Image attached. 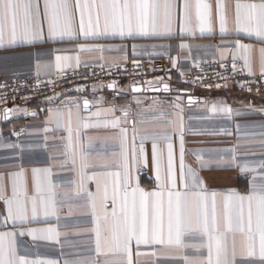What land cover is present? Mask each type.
<instances>
[{"label":"snow or ice","instance_id":"obj_1","mask_svg":"<svg viewBox=\"0 0 264 264\" xmlns=\"http://www.w3.org/2000/svg\"><path fill=\"white\" fill-rule=\"evenodd\" d=\"M235 15L232 19V27L236 34L245 33L248 38H255L264 44V0H253L249 3L235 4ZM215 21L219 24L221 34H231L228 31L229 18L227 6L222 0H216L215 11L212 5L205 0H0V47L15 46L18 42L31 43L44 39V28H47V37L55 42L65 38L99 40L110 36H119L121 39L130 38H170L175 31L180 33L179 38L191 32L195 35L213 31ZM233 47L218 48L222 61L227 53L232 60V71H236L238 53L239 59L243 60L242 70H247V75L255 76L252 70L251 45H245L236 40ZM163 47V46H161ZM179 49H190V45L180 43ZM108 51H123L120 48L108 47ZM260 79L264 81V47L260 48ZM77 52H100L103 60L105 46L102 44L80 43ZM136 46L133 45V53ZM186 58H190L186 57ZM125 59L127 56L125 55ZM173 68L178 69V58L170 57ZM74 62V64H73ZM79 55H55L54 63L37 64L38 68L46 70L54 69L63 73L70 67L79 66ZM102 66V65H101ZM224 67V63H220ZM39 72L37 75L39 76ZM183 76V72L180 73ZM157 80H160L158 77ZM53 83V81H49ZM227 87V84L224 85ZM241 88L243 84L239 85ZM109 89H116V82L107 85ZM144 91H160L158 86L149 82ZM81 91V89H77ZM119 91H125L121 89ZM133 93H139L142 88L131 86ZM163 91L170 92L168 84H163ZM249 91L251 88L249 87ZM119 94V93H117ZM52 103V99H49ZM102 104L103 102H98ZM136 105L143 101L134 99ZM200 103L189 96L187 105ZM205 106L208 112L231 120L233 116L244 115L245 112L234 111L226 102L216 101ZM92 102L83 99V109L80 102H62L61 107L48 109L49 120L46 123H54L56 128L65 130L67 135L66 155L71 154L75 164L77 150L80 149L81 168L86 167L82 153V145L79 143L81 126H102L105 128L119 129V141L123 163L120 171L108 172L111 179V191L107 181H97L95 194L87 193L92 208L93 220L96 223L95 251L99 255L106 248L109 253L123 257V264H138L133 255V244L137 249L135 255L141 253V247L156 249H174L181 254L184 264H264V175L260 182H256L255 175L249 183V190L245 194L229 192L218 194L208 193L204 183L200 179L198 171L189 166L185 167V120L184 101L182 96L177 95L175 100L168 102L171 111L164 108V102L153 100L152 106L159 109L158 119L163 128L159 131H141L137 127V121L132 120V152L133 167L137 162L136 141H140L139 160L147 166L144 159L145 142H151V164L156 180V190L145 192L135 186L129 191L130 184L135 177L129 170L127 163L126 142L128 139L130 105L116 107L111 104L108 107H97L91 112ZM73 106L75 112H73ZM67 107L66 121L65 112ZM251 112L264 115V108H255L251 103L245 106ZM9 109H5L3 116H9ZM82 112H90L84 117ZM122 113L123 123L116 115ZM35 115V113H31ZM73 118L75 119L77 141H73ZM93 121H95L93 123ZM264 127V124L261 125ZM241 126L236 125L237 132ZM47 132L48 129L46 128ZM219 134H224L219 133ZM231 134V133H227ZM264 140V132L259 133ZM163 143L165 151L160 148ZM178 144L179 169L176 168V151ZM19 148L20 145H15ZM234 153L235 149H228ZM196 163L201 168H206L212 162L205 160L203 155L195 153ZM223 160V157H220ZM237 164L241 173L255 172V167L247 163H238L236 156L230 157ZM259 168L264 169V160L258 162ZM35 177L40 169H33ZM50 174V169L42 170ZM17 177L23 173H16ZM95 179V176L87 177ZM47 180V175H46ZM84 174H81V188L83 187ZM49 183V193L52 185ZM39 185L37 191L39 192ZM19 188L14 184L12 195H7L6 186L0 183V199L5 205V222L19 221L27 223L35 221L42 213L45 217L55 214V198L49 195L27 196L23 199L18 195ZM30 213V215H29ZM37 233H47V236H38ZM27 234L35 239H54L58 233L54 228L28 229ZM15 232H0V264H57L56 261H31L24 256H19L16 251ZM20 236L25 231L19 232ZM186 238H195L196 243H188ZM58 242V241H57ZM187 248H193L198 256L195 261L183 252ZM157 255L155 251L151 253ZM83 264H89L85 261Z\"/></svg>","mask_w":264,"mask_h":264},{"label":"crops","instance_id":"obj_2","mask_svg":"<svg viewBox=\"0 0 264 264\" xmlns=\"http://www.w3.org/2000/svg\"><path fill=\"white\" fill-rule=\"evenodd\" d=\"M177 2V0H173ZM182 3V0H179ZM195 0H193V3ZM212 5L215 11L216 0H205ZM227 6L229 28L231 34L224 35L219 31V24L215 21L211 33H200L195 35L187 33L183 40L179 38L180 33L175 31L170 38H136L121 39L119 36H110L99 40H83L65 38L63 41H51L47 37V28H44V39L32 41L31 43L18 42L15 46L0 47V80L3 79H51L61 74L54 69L46 70L38 68L37 64L54 63L55 55H79V66L70 67L64 72L77 69L102 68L113 65H124L132 60L142 57H160L165 60L167 68L171 71V78L165 82L151 83L155 86L168 84L170 92H148L141 91L133 93L130 84L118 83L116 89L108 90L107 86L97 84L92 85L78 93L66 94L59 97L52 103L40 105L37 103H25L9 108V119H0V183L6 186L7 195L11 197L12 188L15 184L19 188L18 195L21 199L27 196H41L47 198L49 195L55 198V214L45 217L42 213L35 221L29 220L27 223L19 221L5 222V205L0 199V232H15L16 251L19 256H24L31 261H56L57 264H123V257L102 249L98 255L95 251V233L93 231L96 223L93 220L92 208L87 193L93 194L97 191V181H107L109 191H111V179L108 172L120 171L123 157L119 141V129L105 128L102 126H83L79 132V143L83 146L82 153L84 163L87 165L81 168L80 149L77 150L75 164L72 162L71 154L66 153V143L68 133L63 129H57L54 123H46L49 120L48 109L61 107L62 102L79 101L83 109V99L92 102L91 112H95L97 107H108L115 104L117 108L129 106L131 108L128 127V139L126 142L127 163L129 170L135 177L129 186H139L145 192L156 190V180L151 164V142H145V156L147 166L139 160L140 141H136L137 162L133 167L131 158L132 152V120L137 121V127L141 131H159L163 128L162 122L158 119L159 109L152 106L153 100L164 102V108L168 111V102L175 100L177 95L182 96L184 101L185 120V167H193L198 171L200 179L204 183V188L208 193L227 194L236 192L245 194L249 190V183L253 176L256 182H260L264 169L259 168L258 162L264 160V140L259 133L264 132V115L251 112L245 106L251 103L255 108H264V103L258 99L243 93L233 82L225 83L217 88L193 89L190 85V74L194 67L204 62L218 61L231 62V57L225 53L226 59L222 61L218 48L233 47V42L240 40L242 44L251 45L252 70L255 74H260V48L264 44L259 43L255 38H248L245 33L236 34L232 27V19L235 15V4L249 3L253 0H222ZM259 2V0H256ZM80 43L102 44L105 46L103 60L100 59V52H77V45ZM184 43L190 45L189 48L179 49L178 45ZM133 45L136 52L133 53ZM120 48L123 51H108V47ZM163 46V47H161ZM125 55L127 59H125ZM238 59L243 65V60ZM190 58H186L189 57ZM170 57L178 58V69L171 65ZM74 64V62H73ZM102 65V66H101ZM247 72V70H245ZM40 73L39 76L37 73ZM183 72V76L180 73ZM148 84H142L144 89ZM125 89V91H119ZM187 91L188 93H183ZM119 93V94H117ZM189 96L200 103L187 105ZM139 98L143 103L136 105L134 99ZM102 101L100 104L98 102ZM211 104L216 101L226 102L234 111L245 112L241 116H233L231 120L214 115L207 111L205 103ZM67 119V107L62 109ZM73 112L75 107L73 106ZM35 113V115H31ZM84 117H88L90 112H82ZM123 123V115L117 112ZM95 121H93L94 123ZM241 128L237 132L236 125ZM48 129L46 132L45 129ZM24 131L19 134V131ZM224 134H219V133ZM231 133V134H227ZM73 141H77L75 119L73 118ZM15 145H20L19 148ZM160 148L165 151L163 143ZM235 149L234 153L227 151ZM195 153L203 155L205 160L211 159V163L206 168H201L195 160ZM235 155L238 163H247L250 167H255V172L241 173L236 163L230 159ZM220 157L224 159L221 160ZM176 168L179 169L178 144L176 151ZM33 169L41 171L33 176ZM50 169V174H45L42 170ZM23 173L17 177L16 173ZM84 174L83 187L81 188V174ZM47 175V180H46ZM95 176V179L87 177ZM52 185L49 193V182ZM39 185V192L37 191ZM30 215V213H29ZM54 228L58 235L54 239H35L27 234L28 229ZM25 231L24 236L19 232ZM38 236H47V233H37ZM188 243H196L195 238H186ZM58 241V242H57ZM137 249L133 244V255L138 264H184L179 253L174 249L144 248L141 247L138 257L135 255ZM155 251L157 255L151 253ZM193 261L198 253L193 248H187L183 252Z\"/></svg>","mask_w":264,"mask_h":264},{"label":"built area","instance_id":"obj_3","mask_svg":"<svg viewBox=\"0 0 264 264\" xmlns=\"http://www.w3.org/2000/svg\"><path fill=\"white\" fill-rule=\"evenodd\" d=\"M209 61L197 65L190 74V85L193 89H210L222 86L225 82H233L243 93L264 103V81L260 74L254 77L242 70V63L236 62V71H232V61ZM171 71L165 60L160 57H142L124 65H113L102 68L77 69L63 72L54 78L41 80L3 79L0 80V115L5 109L25 103L48 104L59 97L78 93L92 85L107 86L113 81L130 85L165 82L171 78ZM160 80H157V78ZM53 83H49V81ZM243 84L241 88L239 85ZM249 87L251 91H249ZM23 134L24 131H19Z\"/></svg>","mask_w":264,"mask_h":264},{"label":"water","instance_id":"obj_4","mask_svg":"<svg viewBox=\"0 0 264 264\" xmlns=\"http://www.w3.org/2000/svg\"><path fill=\"white\" fill-rule=\"evenodd\" d=\"M135 86H139V87H141L142 88V91H144L143 89V85H135ZM159 87V89H160V91H162L163 92V85H159L158 86ZM108 90H114V89H109V88H107ZM148 92H160V91H152V90H147ZM183 93H188L187 91H184ZM4 118V117H3ZM2 118V116L0 115V119H3ZM10 118V116H8V118L7 119H9Z\"/></svg>","mask_w":264,"mask_h":264}]
</instances>
